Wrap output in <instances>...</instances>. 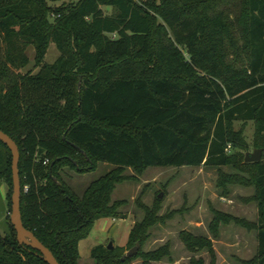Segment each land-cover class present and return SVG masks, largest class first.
<instances>
[{"label": "trees", "instance_id": "1", "mask_svg": "<svg viewBox=\"0 0 264 264\" xmlns=\"http://www.w3.org/2000/svg\"><path fill=\"white\" fill-rule=\"evenodd\" d=\"M0 0V130L20 150L21 215L25 228L60 264H78L79 241L102 217L124 219L128 198L116 186L150 167H223L218 180L254 186L256 222L213 210L212 237L185 228L178 239L184 264H216L219 226L255 231L250 260L264 264V154L245 162L235 122H255L264 150V0ZM103 7L110 8L111 14ZM59 56L46 62L49 45ZM34 52L36 72H22ZM231 151L229 153L230 149ZM85 152L86 155L83 153ZM48 159L49 162L44 164ZM113 165L78 195L71 172ZM12 153L0 141V185L6 190V230H0V264H48L20 244L10 220ZM67 178V179H66ZM135 200L140 220L126 247L98 244L95 264L176 261L173 243L146 249L156 230L183 213L166 208L157 194ZM246 200V199H243ZM0 205L4 203L0 193ZM139 246L135 255L127 251Z\"/></svg>", "mask_w": 264, "mask_h": 264}, {"label": "rangeland", "instance_id": "2", "mask_svg": "<svg viewBox=\"0 0 264 264\" xmlns=\"http://www.w3.org/2000/svg\"><path fill=\"white\" fill-rule=\"evenodd\" d=\"M63 1L70 3L72 0L50 1L49 5L53 7L59 6ZM104 12L111 14L110 8L103 7ZM27 54L30 56V63L23 68L22 72H36L34 68V52L29 47ZM59 56V51L54 43H51L46 55V62L53 63ZM234 130L241 133L242 147L240 152L245 157L248 152L252 153L256 147L257 133L255 130V122L250 120L247 122H235ZM231 151V148L228 149ZM264 150H262L263 158ZM113 166V165H111ZM105 166L100 164L95 171L87 173H79L72 171V178L67 179L70 187L78 194L82 195L87 186L97 178L106 173ZM128 174L136 176V179L125 181L116 186L112 198L123 199L128 198L130 204L125 207L126 211L134 212L137 209L134 200L143 194L142 201L150 204L153 198L157 196L163 198L164 210L166 208L179 209L184 206L186 210L177 214L173 219L168 220L166 225L161 226V230L154 232L155 236L146 245V249H152L162 245V243L171 240L173 243V252L175 262L170 263L162 261L159 264H184L189 261V254L184 250L181 240L178 239L179 230L185 228L195 234L206 235L212 237L209 225L214 220L213 210L218 209L226 214L244 218L248 222H256L257 219V203L252 200L255 193L254 186H242L238 184H227L226 194L222 186H219L218 180L221 178V172L231 174L235 169L230 166L223 167H205L182 166L174 167H150L145 169L142 174H137L135 170L128 168ZM7 190L4 183L0 185V193ZM2 194V193H1ZM246 199V200H243ZM0 205V230H6V213L8 214L6 201ZM141 215L136 220H140ZM111 239L114 238L111 231ZM107 244V243H106ZM257 240L255 231L248 230L245 227L231 224L221 223L219 226L218 237L213 241V250L217 258L216 264H241L239 260H250L256 251ZM201 257L204 258L206 264H209L211 257L207 252H202ZM139 264L142 259H135L131 263ZM78 264L79 261H78ZM82 264H92L90 261ZM95 264V263H94Z\"/></svg>", "mask_w": 264, "mask_h": 264}, {"label": "water", "instance_id": "3", "mask_svg": "<svg viewBox=\"0 0 264 264\" xmlns=\"http://www.w3.org/2000/svg\"><path fill=\"white\" fill-rule=\"evenodd\" d=\"M0 141L8 146L12 153V179H13V192L11 196V214L10 220L17 234V240L20 244L30 246L31 248L38 250L44 260L48 264H60L51 250L47 248L32 231L25 228L22 221L21 215V181L19 172V160H20V150L16 142L5 132L0 130ZM85 155L86 153L83 152ZM262 158V150L255 149L254 152H248L245 156V162H255L260 161ZM114 243L109 241L108 249H112ZM139 246H134L130 248L125 256H132L137 253Z\"/></svg>", "mask_w": 264, "mask_h": 264}, {"label": "crops", "instance_id": "4", "mask_svg": "<svg viewBox=\"0 0 264 264\" xmlns=\"http://www.w3.org/2000/svg\"><path fill=\"white\" fill-rule=\"evenodd\" d=\"M107 172L113 166L109 164H103ZM1 196L3 202L6 201V191L1 190ZM122 199V198H121ZM125 199V198H123ZM126 212V210H124ZM139 215H136L132 211H127V216L124 219H116L112 217H102L95 221L93 228L89 235L79 241L78 250H79V263L90 261L92 264L95 263V260L91 257V250L94 246L98 244H106L109 241L114 243V246L126 247L128 243V237L131 229L135 225V221ZM111 231L114 238L111 239ZM133 262L130 264H136ZM162 262H154L153 264H159ZM139 264H142V262Z\"/></svg>", "mask_w": 264, "mask_h": 264}, {"label": "built area", "instance_id": "5", "mask_svg": "<svg viewBox=\"0 0 264 264\" xmlns=\"http://www.w3.org/2000/svg\"><path fill=\"white\" fill-rule=\"evenodd\" d=\"M49 162V160L48 159H46L45 161H44V164H47Z\"/></svg>", "mask_w": 264, "mask_h": 264}]
</instances>
